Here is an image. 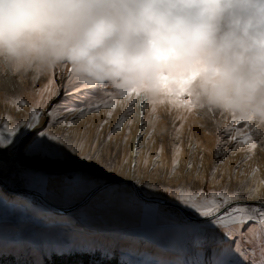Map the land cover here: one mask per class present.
Listing matches in <instances>:
<instances>
[{"label": "rangeland", "instance_id": "374dc122", "mask_svg": "<svg viewBox=\"0 0 264 264\" xmlns=\"http://www.w3.org/2000/svg\"><path fill=\"white\" fill-rule=\"evenodd\" d=\"M68 69L57 67L47 74L29 73L23 77L0 75V124L7 122L9 127H14L21 121L29 120L34 106L44 113L41 117L42 125L48 123L46 114L53 106H83L79 97L85 93L65 95ZM49 80L54 83L49 85ZM73 87L69 86L68 90L72 91ZM108 91H113L111 86ZM20 99L25 101L22 106L15 102ZM138 101L134 113L126 119L122 130L115 132L109 146L104 149L105 157H112V148L119 147L114 160L115 170L108 174L109 179H123L131 173L135 182H152L169 187L185 184L191 185L193 189L203 188L205 192L223 190L227 183H231L233 189L242 184L244 191L250 193V200L254 197L256 201L264 200V139L256 138L258 147L254 151H249L247 145L231 151L235 142L229 143L223 132L231 124L230 118L206 110L187 113L167 103L157 106V113L152 114L150 108L138 107ZM129 105L130 98H123L118 101L115 109L101 107L99 111H93L78 120L71 129L53 122L50 131L54 134L70 133L73 137L71 142L79 147L83 141L82 154L87 153L97 135L103 140L113 132ZM109 111L112 112L111 117L108 116ZM74 115H67L66 123H70ZM182 115L186 116V121L180 119ZM142 123L145 125L143 128ZM181 123H184V128L177 140L176 129ZM234 127L242 126L237 124ZM142 131L143 135L137 142V135ZM149 132L153 133L150 138ZM134 138L137 142L136 150L133 147ZM190 143L192 147H189ZM178 146L181 149L180 163L175 174L170 175ZM137 150L139 156L136 155ZM124 160H127V164ZM189 162L193 163L191 170L187 168ZM81 166L91 170L97 167L93 162H82ZM197 166H200L199 169ZM214 168L219 183L211 180ZM198 170L202 177L200 180L194 179ZM14 171L15 168L9 165L0 181L12 190L36 191L23 177L17 179L14 186H10L7 181ZM221 175L224 176L223 180H220ZM129 185H109L108 189H100L79 209L61 214L48 208L36 197L9 192L0 184V264H47L55 256H64L59 264H84L82 256H79L81 254H89L88 264H147L149 261L171 258L167 246L178 241L179 234L167 227L161 228L156 234L133 231L139 213L117 202L111 195L112 188ZM80 191L74 189L73 193ZM83 191L89 193L91 190ZM41 194L62 208L72 207L88 195L69 199L71 194L59 187L49 188ZM165 200L169 201L167 197ZM250 200L249 203H254ZM162 207L166 212L185 218L173 207ZM185 211L195 217L192 210ZM251 226L253 223L249 222L244 228L246 230ZM215 235L225 246L230 243L220 232ZM232 239L240 240L244 255L237 254L236 258L241 264H253L254 260L258 264L259 247H255L253 256L254 246L247 234H238ZM211 246H217V241L210 240L206 247ZM87 247H93L95 251L83 250ZM58 248L66 251L60 254L55 250Z\"/></svg>", "mask_w": 264, "mask_h": 264}, {"label": "clouds", "instance_id": "9594fccd", "mask_svg": "<svg viewBox=\"0 0 264 264\" xmlns=\"http://www.w3.org/2000/svg\"><path fill=\"white\" fill-rule=\"evenodd\" d=\"M57 67L264 139V0H0V75Z\"/></svg>", "mask_w": 264, "mask_h": 264}, {"label": "snow or ice", "instance_id": "6c2138e0", "mask_svg": "<svg viewBox=\"0 0 264 264\" xmlns=\"http://www.w3.org/2000/svg\"><path fill=\"white\" fill-rule=\"evenodd\" d=\"M67 71V84L64 86L65 95L70 96L73 92L85 93L86 95L79 97L83 106L79 104L75 106L66 104L64 108L53 106L46 114L48 123L44 125L41 121L44 113L38 111L34 106L29 120L21 121L14 127H9L7 122L0 124V177L3 176L9 165L13 166L15 171L7 181L9 185L14 186L17 179L23 177L28 185L36 190L34 193L36 196H40L49 188L59 187L65 193L71 194L69 199H75L80 195L88 194V191L83 190L99 191L108 189L109 185L121 183L115 177L108 178V174L115 170L114 160L119 147L112 148V157H105L104 149L109 146L115 132L122 130L126 119L134 113L138 99L133 97L138 94L132 90L118 92L106 83L86 85L73 77L70 68ZM48 83L51 85L54 81L49 80ZM69 86H74L72 91L68 90ZM109 86L113 89L112 92L108 91ZM123 98H130V105L126 113L120 117L113 132L106 138L101 140L97 135L95 143L87 153L82 154L83 141L79 147L71 142L73 137L70 133L54 134L50 131L53 122L64 124L71 129L78 120L93 111H99L101 107L115 109L118 101ZM15 102L21 106L25 104L23 99ZM139 103L143 109L150 108L152 114L157 113V106L165 104L163 101L156 103H141L139 101ZM173 103L184 112L195 111L189 106L190 101L178 100ZM72 114H75L73 120L66 123L67 115ZM111 115L112 112L109 111L108 116L111 117ZM180 119L186 121V116L182 115ZM237 124L242 127H234ZM144 126L142 123V128ZM183 128L184 123H181L176 129L177 140H179ZM223 132L229 143L235 142L231 151H235L241 145H247L249 151H254L258 147L257 139L248 130L244 121L232 120L231 124L223 129ZM152 134L149 132L148 137L150 138ZM81 135L84 134L81 133ZM142 135L143 131L138 133L137 142L140 141ZM189 147H192L191 143ZM136 155L139 156V150ZM180 155L181 149L178 146L175 150L170 175L175 174L180 163ZM82 162H93L97 166L96 170L81 166ZM124 163L127 164V160H124ZM146 163L147 161H145ZM109 165H113V167H109ZM197 167L199 169L200 166ZM187 168L191 170L193 163L189 162ZM194 179H202L199 170ZM223 179L224 176L221 175L220 180ZM211 180L219 183L215 168L211 172ZM74 189L82 191L73 193ZM111 195L117 202L139 213V220L133 231L156 234L161 228L167 227L179 234L180 239L167 246L171 258L153 260L147 264H241V261L236 258L237 254L244 255L240 240L232 239L238 234H247L250 237L254 246L253 256H255V247H259L258 264H264V200L249 203L250 193L244 191L242 184H238L233 189L231 183H227L223 190L205 192L203 188L193 189L191 185L185 184L169 187L152 182L136 181L127 187L112 188ZM165 197L169 201L182 205L186 210H192L195 218H182L170 211L166 212L162 207ZM200 218H204V220ZM249 222H252L253 226L245 230L244 226ZM216 232H220L230 243L225 246L215 235ZM210 240H216L217 246L206 247ZM55 250L60 254L66 251L63 248ZM83 250L95 251V248L87 247ZM205 256L209 258L201 259ZM253 264H257V262L254 260Z\"/></svg>", "mask_w": 264, "mask_h": 264}, {"label": "water", "instance_id": "95a60500", "mask_svg": "<svg viewBox=\"0 0 264 264\" xmlns=\"http://www.w3.org/2000/svg\"><path fill=\"white\" fill-rule=\"evenodd\" d=\"M117 180H119L121 183H130V184H132V183L135 182L131 178H123V179H117ZM0 184L2 185V187L4 189H6L9 192L36 197L44 205H46L48 208H50V209H52V210H54V211H56L58 213H61V214L71 213V212L79 209L81 206L86 204L93 197V195H95L98 192V191H90L88 193V195L83 200L78 202L76 205H74L72 207H69V208H62L59 205L54 204L51 201H49L43 194H40V196L34 195L35 191H33V190H12V189H9L7 186H5L1 181H0ZM162 206L173 207V208L177 209L185 218H193V219L195 218L194 216L189 215L185 211V209L181 205H179L177 203L165 200V202H164V204ZM200 219L204 220V218H200Z\"/></svg>", "mask_w": 264, "mask_h": 264}, {"label": "trees", "instance_id": "16d2710c", "mask_svg": "<svg viewBox=\"0 0 264 264\" xmlns=\"http://www.w3.org/2000/svg\"><path fill=\"white\" fill-rule=\"evenodd\" d=\"M89 254H81L79 255L81 258H82V261L84 262V264H88L89 263V260L87 258ZM67 256V255H66ZM64 257V256H63ZM63 257H53V259L51 261H48L47 264H59L60 263V259L63 258ZM68 257V256H67ZM87 258V259H86ZM113 262V261H112ZM110 264H113V263H110Z\"/></svg>", "mask_w": 264, "mask_h": 264}, {"label": "bare ground", "instance_id": "6f19581e", "mask_svg": "<svg viewBox=\"0 0 264 264\" xmlns=\"http://www.w3.org/2000/svg\"><path fill=\"white\" fill-rule=\"evenodd\" d=\"M137 106L141 108V105H140L139 101H138V105H137ZM135 138H136V137H135ZM135 138H134V140H133V147H135V150H136L137 142H136ZM132 161H133V160H132ZM132 161H131V162H132ZM126 178H131V179H132V177H131V173H129V175L126 176ZM253 197H254V196H253ZM250 201H251V202H256V198L254 197V198H252Z\"/></svg>", "mask_w": 264, "mask_h": 264}]
</instances>
